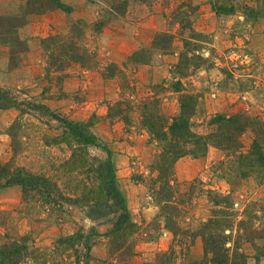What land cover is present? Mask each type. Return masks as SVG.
Returning a JSON list of instances; mask_svg holds the SVG:
<instances>
[{"label":"rangeland","instance_id":"obj_1","mask_svg":"<svg viewBox=\"0 0 264 264\" xmlns=\"http://www.w3.org/2000/svg\"><path fill=\"white\" fill-rule=\"evenodd\" d=\"M31 1L0 0V14L24 22L18 35L28 45L11 67L12 47L0 43V87L17 105L0 108V159L51 178L66 196L94 198L103 193L99 160L110 152L136 231L131 244H110L116 214L108 205L89 207L83 196L46 203L36 191L2 186L0 246L28 238L33 264H216L228 252L255 264L254 247L264 249V0H219L230 11H217L212 0H63L66 8L44 12H30ZM78 20L98 65L49 68V38L70 34ZM138 51L146 62L133 61ZM111 63L126 76L117 69L105 76ZM153 86L168 117L192 103L195 132L216 131L217 117L235 114L263 130L247 127L238 151L211 146L180 158L170 185L162 184L155 164L162 144L137 109ZM119 101L123 111L115 106L110 117ZM57 116L88 123L100 146L64 139ZM116 245L127 252H112Z\"/></svg>","mask_w":264,"mask_h":264},{"label":"trees","instance_id":"obj_2","mask_svg":"<svg viewBox=\"0 0 264 264\" xmlns=\"http://www.w3.org/2000/svg\"><path fill=\"white\" fill-rule=\"evenodd\" d=\"M211 4L217 11L232 10L230 6H223L222 2L219 0H212ZM57 8H66V4L63 0H32L29 11L44 12ZM22 24H24V22L18 18L0 14V43H8L12 47L10 56L11 67L16 66L13 59L17 56V53H23L28 49V45L22 42L18 35V27ZM85 25L86 23L83 20H78L76 23L74 22L72 24L70 34H58L49 38L50 44L47 46L48 61L50 62L48 65L49 68L52 66L55 67L57 71H63L69 62L79 63L83 67L98 65L96 53L83 44ZM199 35L203 37L202 34ZM51 43H53L52 46ZM153 45L154 48L155 46H158V48L162 47L157 43V40L156 45L155 42ZM169 46L170 43L167 44V47ZM167 47L165 49H167ZM141 53L142 52L139 51L134 53V59L132 58L134 62L147 61L140 57ZM109 66L104 71L105 76L114 77V69H117L116 72L118 74H124L126 76V72L123 70L124 66L116 63H111ZM153 88L154 94L145 96L137 109L140 113L142 125L162 144V151L157 155L155 160L156 167L160 172L159 180L162 184L170 185V179L174 176L175 164L180 158L187 155L197 157L205 155L211 146L224 151H238L241 146V136L247 127H252V123H255L254 129L256 133L263 130L262 126L259 125L260 122H252L251 118L247 115L235 114L217 117L216 131L208 134L195 132L191 127L194 111L192 103L189 104L186 101H182L180 112L173 117H168L163 113L160 98L157 97L158 90L156 91V89L158 87L153 86ZM11 106H17L16 101L9 95L8 91L0 87V108L5 109ZM115 106L116 108H121L120 101L116 102L114 105H110L108 114L110 117L113 116L112 112ZM127 108L129 109V107ZM122 109L123 108L118 109L117 111L121 112L123 111ZM129 117L128 112L122 115L123 120L127 124L130 123ZM56 118L60 119L65 127H67L64 139L68 140L70 137L83 144V146H100L95 134L89 129L88 123L71 121L60 116ZM85 156L84 151L83 158ZM97 167V173L100 175L102 182L103 193H96L94 198L91 196L92 193H84V191L74 196H66L60 191L58 185L51 178L36 175L23 167H13L3 164L1 159L0 187L20 185L24 195L29 191H36L43 197L42 199L46 203H53L61 199L63 202L68 201L75 204L83 196L81 199H83L89 207L106 204L111 207V211L116 214V220L109 230L110 244H131L130 237L136 231V224L133 222L131 213L127 208L125 197L117 185L116 168L110 152H108V157L105 160H99V165ZM175 234H177V232H175ZM79 238V233L70 236L68 239L69 245L71 244L72 246V243L79 240ZM28 240V238L24 237L22 240H11L0 246V264H33V261L29 263L26 260V258L31 257L28 255L30 254ZM121 249H123L122 253L127 252V248L124 249L123 245L114 246L112 252L114 251V253H116ZM210 249H214V254L217 253V247H211ZM254 249L257 252L256 256L254 255L256 260L255 264H260V260L264 257V249L257 246L254 247ZM170 250L165 252L164 257L166 255L173 256V254H170ZM261 250L263 252L262 254ZM122 253H119L120 256L124 255ZM239 254L240 259L235 257V254H229L228 252L225 255L226 257L224 256L223 262L216 264H249L247 255L242 252ZM44 256L46 255L44 254ZM38 264H45V261L43 260L42 263ZM164 264H174V260L170 259L164 262Z\"/></svg>","mask_w":264,"mask_h":264}]
</instances>
